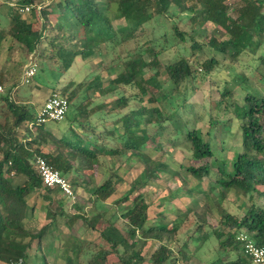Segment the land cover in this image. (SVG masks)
I'll list each match as a JSON object with an SVG mask.
<instances>
[{"label": "trees", "instance_id": "16d2710c", "mask_svg": "<svg viewBox=\"0 0 264 264\" xmlns=\"http://www.w3.org/2000/svg\"><path fill=\"white\" fill-rule=\"evenodd\" d=\"M50 1L53 2L51 11L58 18L47 19L46 14L41 15L44 22L39 31L35 29L39 18L34 7L43 5V0H19L18 6L9 8V27L0 30V56L4 42L9 41L10 51L17 44L26 55L37 53L40 58L48 57L56 66L55 71L63 75L72 68L77 57L91 61L99 56L100 64L104 65L103 57H108L110 51L118 49L136 31L158 19L172 18L173 6L177 7L179 14H190L192 24L200 23L197 3L191 0ZM228 1L197 0L204 5L206 20L225 32V40L211 36L198 41L174 24L173 36L178 40L174 48L180 54L163 65L162 71L160 57L170 49L162 48L158 51L155 45L157 39L151 40L147 47L139 51V56L149 54L150 61L146 63L150 70L148 78L143 74L145 63L142 64L141 59H126L123 62L122 72L115 79H108L111 86L106 93H114L119 88H130L135 92L130 96L124 94L115 98L116 107L105 110V116L102 117L104 121L109 116H116L112 129L106 124L99 126L92 121V117L110 107L111 102L101 105H95L92 101L86 104L74 102L81 90L87 91L102 85L100 77H96L86 87L81 83L78 90L64 92L67 97H63L69 100L74 110L61 137L46 130L44 125L34 124L36 115L26 105L13 103L9 96L2 97L8 116L0 122V264H50L44 255L39 263V252L44 244L51 245L59 240L54 233L58 229V218H65V226L68 228L81 221L87 231L93 233V238L84 239L82 247L73 250L66 247L61 251L58 256L65 264L177 263L175 250L165 241L173 239V233L178 228H170L164 223L147 226L150 205L140 192L141 186L159 178L161 172L179 177L181 172H185L188 177L195 179L197 184L194 186L183 180L181 189H186L189 194L204 193L201 186L203 180L207 179L210 183L212 178H215L223 192L239 189L249 197L250 206L242 217L222 210V227L213 230V234L225 250L240 252L237 235L243 230L251 235L257 245L264 246V206L256 202L257 199L264 202V97L248 92L240 105L233 101L230 91L224 90L220 95L222 100L218 104L223 105L225 101L226 109L233 111L232 118L239 121L242 136L243 150L235 155L231 164V173L235 174L233 178L227 180L225 177L227 170L224 163L227 158L219 159L212 139L205 141L199 129L186 134L191 145L192 159L208 160L199 167L181 164L180 170L176 171L165 160L151 157L142 149L150 139L148 133L140 134L143 125H155L157 133H164L171 125H178L179 108L191 107L181 88L192 83L199 70L202 71V79L210 77L221 66L219 56L238 61L244 54L257 55L264 46V0H239L238 7L229 6ZM24 7H33L29 17L20 13ZM122 20L124 24L115 25V22ZM124 33H128L127 38H123ZM162 37L167 38L166 32ZM43 41L44 48L38 52ZM206 50L212 53L211 56L206 54ZM258 60L260 63L255 70L264 79V55H260ZM25 64L26 60H21L16 72H9L11 80L23 73ZM162 73L166 75V83L172 87V91L167 92L160 82ZM176 94L183 96V99L173 114H167L164 112V103L167 101L174 104L179 99L175 97ZM81 97L84 99L86 95ZM131 101L137 105L136 108H131L127 114H120L118 110L129 107ZM148 102H157L159 105L149 108ZM32 123L37 129L36 134L28 128ZM23 125L25 131L20 136L18 130ZM211 125H215L212 120ZM43 145L50 146V152L45 153ZM126 153L129 158L135 157L145 162L142 174L135 181L128 183L122 178L115 181L113 174L102 185L92 190L87 188L89 182L86 176L92 177L100 155L119 156ZM36 157L45 158L63 176L74 173L72 183L76 188L88 192L90 199L95 197L107 201L120 190L121 194L114 201L115 206L121 209L119 215L114 214L109 218L101 215L95 220L80 212L68 214L65 205L69 199L62 195L59 188L43 185L34 163ZM75 162L78 164L75 165ZM14 178H23L24 182L9 193ZM34 193H38L43 200L44 205L41 207L48 220L37 231L28 229L25 223L36 211V206H31L28 201ZM54 204L58 209L53 208ZM195 223L196 232H202L203 223L200 220ZM200 239L205 241L209 236L203 235ZM69 240L66 239L68 243L72 239ZM149 241L161 245L145 252ZM33 243H37L38 252L32 254ZM186 245L187 242L181 245L178 251L180 256H186L183 252ZM111 257L116 260L111 261ZM245 258L243 254L232 261L217 257L210 264H252Z\"/></svg>", "mask_w": 264, "mask_h": 264}, {"label": "rangeland", "instance_id": "374dc122", "mask_svg": "<svg viewBox=\"0 0 264 264\" xmlns=\"http://www.w3.org/2000/svg\"><path fill=\"white\" fill-rule=\"evenodd\" d=\"M19 0H0V30L8 29L9 27V8H15L18 6ZM44 4L34 7V10L38 16L36 30H40L44 20L41 15L46 14L47 19L57 20L58 16L51 11L53 2L50 0H43ZM193 3H197V14L199 16L200 23L192 24L190 20V14H179L177 7H172V18H161L156 21L150 22L139 29L133 35V37L126 39L118 49L109 52V56L103 57L104 65L100 64L101 58L99 56L93 58L91 61H83L80 57H77L72 68L63 75L58 74L56 66L46 58L38 57L37 53L26 55L25 52L16 44L9 50V41H5L1 50L0 56V122H2L6 116H8V109L6 103L2 97L9 96L13 103L20 105H26L28 109L33 111L37 116L38 111L42 108L47 99L53 94L60 96H66L64 92H72L78 90V86L84 83V87L87 86L96 77H100L102 85L90 90H81L78 97L75 99V104H86L88 101L94 102L95 105H101L105 102L110 103L111 106L104 109L98 114L92 117V121L99 126L107 125L109 128H113V121L116 120V116H109L106 121L102 119L105 115V110H111L116 107L114 100L125 94L130 96L135 90L130 88H119L114 93H106L111 85L108 84V79H115L119 73L123 70V62L126 59H141L143 65V74L148 78L150 70L146 67V63L150 61L149 54L145 53L139 56V51L147 47L151 40L157 39V50L162 48L170 49L163 53L160 57L161 71L163 65L173 61L178 56L179 51L174 48L178 42L177 38L173 36V25L176 24L179 29L189 32L190 36L196 38L198 41L203 40L204 37H216L218 40H225L227 35L219 27L213 25L206 20V14L204 11V5L197 2V0H191ZM239 0H229L227 4L231 7H238ZM25 8V7H24ZM23 8V9H24ZM30 11L20 13L24 17H29L32 14L33 7H29ZM45 11V13H43ZM124 24V21L115 22V25ZM166 32V37L163 38L162 34ZM43 33V32H42ZM128 33L123 34V38ZM189 37V36H188ZM127 38V37H126ZM44 48V41L39 47V51ZM181 48V47H180ZM179 48V49H180ZM207 55L211 56L212 53L205 51ZM39 54V53H38ZM180 54V53H179ZM264 55V46L253 56L250 54L242 55L238 61H233L228 57L219 56L221 59V66L215 70L210 77H204L202 79V71L199 70L196 73V78L192 83L182 86L181 91L186 93L188 99V105L190 108H179L178 110V125H171V128L164 131V133H157V126L151 125L146 127L142 126L140 134L144 132L148 133L149 141L142 146L145 153L151 157H160L162 160L170 165L174 170L179 171L181 164L188 166L199 167L206 163L208 160L196 161L192 159L191 145L186 138L188 131L200 130L202 132L205 141L212 139V145L216 150V155L219 159L227 158L226 164V179L235 177V174L231 173L232 162L235 155L243 150L242 136L240 134L239 121L233 119V111L226 109V102L223 105L218 104L221 93L224 90H228L232 94L233 101L238 104H242L243 100L248 92L254 95L264 97V79L256 72V68L259 66L258 57ZM36 64V75L30 80L29 83L22 81V74L18 78L10 79L9 72H16L21 60H26V66L29 64L30 59ZM116 61V62H115ZM25 66V68H26ZM23 67V72L25 70ZM160 82L164 85L167 92L172 91V87L166 83L167 78L164 73L161 74ZM216 83V84H213ZM216 85V86H215ZM68 89L67 91H65ZM86 95L83 99L81 96ZM181 95H184L180 93ZM176 94L179 99L174 101V104H169L167 101L164 103V112L167 114H173L183 96ZM149 98V95H147ZM148 107L153 108L159 105V103L148 102ZM136 104L131 101L129 107L118 110L120 114H127L131 111V108L135 109ZM74 108L68 110L64 120L48 121L44 125L45 129L52 132L55 136L61 137L63 131L67 128V121L72 114ZM177 120V118H176ZM211 120L215 125L211 127ZM106 122V123H104ZM216 126V127H215ZM30 132L36 134L35 125L32 123L28 126ZM25 131L23 125L19 130L21 136ZM100 131V130H99ZM178 135L177 137H174ZM113 145V144H112ZM42 150L45 153L50 152L51 147L47 145L42 146ZM78 162H75L77 165ZM145 162L140 161L135 157L129 158L128 153L119 156L100 155L99 164L94 167L92 171V177L87 175L86 181L89 182L87 188L92 190L102 185L108 177L115 175L114 180L122 178L131 183L135 181L143 172ZM91 173V172H89ZM181 177L172 175L169 173L161 172L159 178L146 182L140 188V192L144 194L146 201L149 203L150 208L148 211V223L147 226H154L160 223H164L170 228H178L173 233L174 238L170 241L166 240L168 244L177 255V263L174 264H210L217 257H223L225 260H236L238 255H242V249L240 252L225 250L220 247V241L216 239L213 234V230L221 228V218L223 215L222 210L242 217L250 206L249 197L244 195L239 189L233 188L223 192L222 188L216 183L215 178L203 180L201 186L204 189V193L201 194H189L186 189L182 190L183 180L187 181L190 186L197 184V181L191 177H188L185 172L180 173ZM71 184L74 192V198H68L66 202L65 210L68 214H74L80 212L92 219L97 220L99 216L105 215L107 218L120 212V208L115 206L114 201L118 199L121 194L119 190L115 195L110 197L107 201L97 200L95 197L83 190V188H76L72 183V179L75 178V174L64 176ZM24 182L23 178H14L12 184L9 187V193H12L14 189ZM117 185V184H116ZM66 197L64 194H62ZM197 200V201H196ZM31 206H36L35 214L29 216L26 220V226L28 229L37 231L39 228L48 223L45 218V212L41 207L44 205L43 200L39 197L38 193L32 194L29 199ZM257 204L264 206V202L260 199L256 200ZM56 208V205H53ZM181 220V221H179ZM201 221L203 223L202 232H196L197 224L195 222ZM66 219L58 218V229H55V235H58L59 240L54 241L51 245L44 244L39 263L42 262V255H44L50 264H65V262L59 258V254L63 249L68 247L69 249H75L76 247H82L84 245V239L93 238V233L87 231L86 225H83L81 221L74 224L72 228L65 226ZM179 224V225H178ZM244 231V230H243ZM242 231V232H243ZM208 235L209 239L202 240L201 236ZM192 236V237H191ZM72 239L70 243L66 239ZM200 239V240H199ZM187 242L183 252L186 256H180L178 251L183 243ZM161 244L153 243L149 241L148 247L145 249L147 252L149 249H157ZM38 252L37 243H33L31 253ZM111 261H115V257L110 258ZM246 259V258H245ZM247 262L248 259H247ZM146 264H151L150 262Z\"/></svg>", "mask_w": 264, "mask_h": 264}, {"label": "built area", "instance_id": "2783aa9c", "mask_svg": "<svg viewBox=\"0 0 264 264\" xmlns=\"http://www.w3.org/2000/svg\"><path fill=\"white\" fill-rule=\"evenodd\" d=\"M30 11L29 7H25L21 12ZM36 64L30 59L29 64L26 66L22 81L29 83L30 80L36 75ZM70 107V102L66 97L58 94H53L44 103L42 108L38 111L36 121L34 124L43 125L48 121H62L65 119ZM36 168L40 174L43 185L48 188H59L61 193L68 198H74L75 192L62 175V173L55 169L43 157H36L34 160ZM237 241L240 244L243 255L252 262V264H264V246L257 245L252 239L251 235L246 231H241L237 235Z\"/></svg>", "mask_w": 264, "mask_h": 264}]
</instances>
